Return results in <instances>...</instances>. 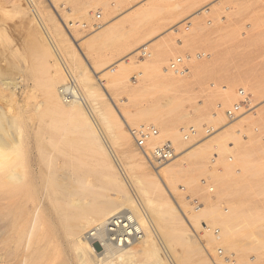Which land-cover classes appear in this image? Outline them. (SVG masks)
Wrapping results in <instances>:
<instances>
[{
	"label": "bare ground",
	"instance_id": "bare-ground-1",
	"mask_svg": "<svg viewBox=\"0 0 264 264\" xmlns=\"http://www.w3.org/2000/svg\"><path fill=\"white\" fill-rule=\"evenodd\" d=\"M144 12L142 11L140 15L142 16ZM147 13L151 12L148 11ZM22 14L28 15L26 8ZM36 15H42L38 8H36ZM31 21L44 44L47 51L46 55L52 60L51 66L56 70V74H60L59 77L57 75L50 77L45 83L44 95L48 108L51 113L70 119L79 127L81 134L90 139V142L87 141L91 145L93 161H100L103 168L101 171L93 169L84 172L79 166L74 165L79 162L83 163V160L72 162L73 165H67V160L56 155L61 148L59 143L51 141L25 142L19 132L22 123L19 122V127L17 126L19 129L17 128L18 130L14 133V141H9L10 143L3 141L4 143L1 142L2 144H0V264H184L190 259H195L194 264H238L242 263L241 259L239 262H231L238 254H244L246 251L257 250L258 248L264 249V227H262L264 223H259V220L264 218V202L256 201L255 203L253 201L252 204L245 205L242 198H237L230 203V211L228 207H225L228 209L227 212L221 208V211L215 214L210 195L206 194L200 188L201 186L199 187L195 183L198 181L201 184V179L207 177L209 173H214V165L209 164L207 167H203L207 168L208 171L201 173L197 178H194L193 175L196 170L206 165L208 150L218 148L225 143L237 142L240 128L249 120L248 113L243 114L238 119L236 118L235 121L215 127L217 122L224 119L223 114L220 112L210 113L206 107L195 108L192 118L187 117L189 116L188 112L179 116L173 114L175 117L170 116V114L162 117L149 112L131 113L125 111L128 114L129 123L157 124L161 133L169 136L172 140L170 141L174 144L175 156L157 166L156 168L162 167L156 170L157 175H154L146 166L144 156H147L146 153H148V149L153 147L152 145L158 144L156 140L159 134L143 145L144 149L141 148V153L144 156H142L140 151L138 150V152L133 147L130 134L125 130H118L110 108H98L93 105L90 107L92 115L86 110L84 101L93 93L91 86L86 88L85 93L79 88L72 89L70 87L74 96L64 98L61 88H66L67 81L57 87V84L65 80L66 77L63 79L64 75H62L57 60H55L54 53L57 56L59 51L68 53V47L65 43L66 34L61 32L59 37H54L55 33L43 19L37 18L36 21L31 18ZM134 25L132 22L130 27ZM156 26V24L151 25L149 28L151 34L154 33L153 29ZM113 27L114 25L101 29L94 37L96 44L93 47L92 63L95 66L105 64L117 52H126L127 46L142 35L130 30L123 31V29L115 32ZM143 32L145 33V31ZM107 43H111L113 47L104 49ZM140 51L146 54L145 49H139L136 53ZM176 51L177 49L173 45H166L161 50L150 51L142 72L153 75L154 82L159 87L173 90L178 85L181 88H186L188 83L184 73L171 71L177 76H181L174 77L168 73L170 71L168 67L163 66L167 58ZM191 58L190 56L189 61ZM66 64L68 66L67 62ZM115 67V75L108 73V71L113 72V68H110L100 74L98 78L103 77L105 79L103 86L106 91L109 90L119 95L122 86L131 85L128 75L134 66L129 63L127 65L116 64ZM91 68L96 72V67L94 69L91 65ZM244 70L246 72V69ZM247 72L239 71L232 77L240 80L244 87L252 90L255 95L264 92V75L253 78L254 72L253 76L252 73L250 75V72ZM76 75L79 80H83L84 85L87 84L88 80L84 79L82 73ZM246 77L249 78L247 81ZM227 82L231 88L234 87L233 79H228ZM26 88L28 90V86ZM245 88L243 89L246 91ZM221 89L225 91L226 86H222ZM0 90L5 91L2 87ZM3 92L1 91L2 95ZM8 92L10 93V91ZM23 92H25L26 99L32 97L31 92L24 90ZM11 94L13 93L11 92ZM5 95L7 94L5 93ZM168 100L169 104L171 100ZM227 101L229 104L232 101L230 92ZM174 103L172 104L174 105ZM252 104L251 108L254 107ZM34 105L37 104L34 103ZM159 105L163 106V104ZM261 106H256L252 111H264V104L263 108H260ZM33 110L35 113V108ZM28 111H30V107ZM15 118L14 122L17 121ZM19 118L21 120V117ZM189 121L193 125H198L199 122L204 121L210 126H214L216 130L210 135H200V137L198 135L196 138L192 137L188 141H183L180 134L183 126L179 128V125ZM97 122L100 123V127L97 126ZM36 128L39 131L38 127ZM236 128L237 133L234 132ZM110 131L113 142L119 143L123 148L128 158L129 168L133 171L132 174L124 173L126 176H130L132 184L142 198V204L160 219L151 220L141 204L132 198L128 184L119 173L121 171H118L116 164H114L112 154L114 150L110 149L102 135V133L105 134ZM256 144L259 143L256 141L247 144L237 143V159L239 162H243L242 170L243 168L256 169L257 163L260 166V162L257 160L261 158H259V151H256L258 150L255 148ZM260 146L262 147L263 144L257 145V148ZM262 149L264 150V148ZM263 150L260 152L263 153ZM86 163H83L84 166ZM242 170H237L239 177L244 176ZM225 174H227L228 180L230 175L229 173ZM178 178H182L181 180L185 184L194 182V192L206 194L207 198L204 200V205L201 203L195 209L191 203L193 198L191 195L186 197L192 208L182 199L174 204L170 194L176 193L175 184ZM98 179H105V185H99L104 190L94 189L98 185H95L93 181ZM227 180H225L227 183L224 182L225 185H223L225 187L229 184ZM212 182L214 183L213 180ZM164 186L168 187L169 193ZM181 186L185 187L184 185ZM204 186L206 187V185ZM206 190L209 194H213L216 188L209 191L206 187ZM178 206L182 213L178 210ZM203 219L210 224L202 221ZM188 223L191 225L194 234L197 233V228H202V234L198 236V240L202 241L201 244L205 241V246L221 245L222 247L219 248L223 249L224 254L219 255L218 248L212 247L213 263L210 262L201 244L196 240V236L194 237L192 234ZM204 223L207 226L203 225ZM213 223L215 226L212 225ZM216 224L220 226H216ZM214 229H218L217 236L214 234ZM138 234H140L137 236L138 238L135 237ZM158 235L166 240L168 246L165 247L167 249L165 251L171 253V257L166 254L164 249L165 256L160 254V248L157 245V241L160 239ZM93 239L101 242L102 252H96ZM205 249L207 250V248ZM223 255L225 256L223 257ZM141 256H143L144 261ZM138 257L143 262L138 261Z\"/></svg>",
	"mask_w": 264,
	"mask_h": 264
},
{
	"label": "rangeland",
	"instance_id": "rangeland-1",
	"mask_svg": "<svg viewBox=\"0 0 264 264\" xmlns=\"http://www.w3.org/2000/svg\"><path fill=\"white\" fill-rule=\"evenodd\" d=\"M24 8H26L28 15L22 14ZM36 8L40 10L42 15H36ZM206 10L208 11L206 12ZM142 11L146 13L144 12L141 16ZM148 11L151 13H147ZM99 13L100 17L97 18L96 15ZM31 18L36 21L37 18L43 19L50 26L52 32L55 33L54 37H59L61 32L66 34L67 40L65 43L68 47V53L65 54L59 51L57 52L58 56L54 53L55 60H57L62 75H64L63 79L66 77L65 80H61L62 82L57 84V87L68 81V76L73 79L72 82L76 86L73 88H79L84 93L86 88L91 86L93 93L91 96L86 97L84 101L86 110L91 114L90 107L93 105L98 108H110L118 130L122 129L130 134L129 128L143 124L154 125L159 130V137L157 136L156 141L160 143L171 139L165 133H161L157 124H146L144 122L131 124L127 120L128 114L125 111L131 113L149 112L162 117L169 114L175 117L188 112L189 116L187 117L192 118L195 108L206 107L210 113L220 112L223 114L224 119L221 122L216 121L215 127L235 121L243 114L248 113L249 120L240 128L237 142L225 143L218 148L208 150L206 165L196 170L193 175L194 178H197L201 173L208 171L207 168L203 167H207L209 164L212 166L210 159L217 155L216 165L220 167L221 172L208 174L214 181L216 191L209 194L204 185L199 184L198 181L195 182L199 187L201 186L200 188L206 194L210 195L215 214L225 207H228L230 211V203L237 198H242L245 205H250L253 201L255 203L256 201L264 202V150L262 149L264 148V111H252L258 105H262L260 108H263L264 92L255 95L252 90L245 88L240 80L232 77L236 72L246 73L247 70L250 75L252 73V76L254 72L255 76L253 78L264 75V0H0V87L6 91L0 90V93L4 91L7 94L5 95L4 92V96L2 93L0 94V144L3 141L5 143L13 142L15 139L14 133L19 129L18 124L22 122L23 125L20 124L21 131L19 132L25 142L51 141L59 143L61 148L56 155L63 160H67V165H73L72 162L81 160H83V163L87 162L86 166L80 162L74 165L79 166L84 172H89L93 169L101 171L103 168L100 161H93L92 159L91 145L88 143L90 139L81 134L79 127L72 123L70 119L56 116L48 108L44 95L45 83L50 77L60 76V74H56V70L51 66L52 60L46 55L47 51L32 25ZM132 22L135 25L130 27ZM155 24L157 26L153 29L154 33L151 34L149 28ZM112 25H114L113 31L115 30V32L123 29V31L130 30L142 35L127 46L126 52H117L105 64L95 66L92 63L93 47L96 44L94 37L101 29ZM166 45L175 46L177 51L167 58L165 65H163L165 67H168L169 61L176 56L190 55L192 57L187 62L188 72L184 74L188 83L186 88H181L178 85L173 90L159 87L154 82L153 75L142 72L150 51L161 50ZM111 47H113L112 44L107 43L104 49ZM139 49H145L146 54L144 57L141 55L143 52L136 53ZM201 51H204L206 56L202 59H195L194 55ZM129 63L134 66V69L128 75L131 85L122 86L119 95L109 90L106 91L103 86L105 79L103 77L99 79L98 76L110 68H113V72L108 71V73L115 75L116 64L127 65ZM91 65L94 69L96 67V72L93 71ZM244 69H246V72ZM77 73H82L85 77L83 78L88 80L86 85L83 84L82 79L77 78ZM168 73L174 77H181L171 71H168ZM247 78H245L246 81L249 79ZM228 79H233L234 87H230L227 82ZM222 86H226L225 91H222ZM239 87L246 89L250 100L249 107L243 109L237 119H227L224 111L237 100L236 89ZM23 90L31 92L32 97L26 99ZM229 92L232 99L230 104L227 101ZM11 96H13V99ZM117 98H119V101H117ZM167 100H171L169 104ZM34 103L37 105H34ZM251 103H253V108H251ZM159 104H163V106ZM173 106L175 107L173 108ZM29 107L30 111H28ZM33 108H35V113ZM14 117L17 120L15 122ZM19 117H21V120ZM93 117L95 116L93 115ZM191 125L197 127L199 133L201 132L199 137L204 135L203 128L210 126L204 121L199 122L198 125H193L189 121L181 123L179 128ZM97 126L100 127V123L97 122ZM236 130L237 128L234 131L235 133H237ZM102 135L110 149L114 150L112 152L114 164H116L118 171H121L119 173L128 184L134 201L137 200L141 204L151 220L160 219L154 212L146 209V206L142 204V198L132 184L130 176L128 175L129 178H127L126 174H132L133 171L129 168L128 158L123 148L119 143L113 142L111 131L105 134L102 133ZM131 140L133 147L141 153L136 141L132 137ZM251 141H256L260 145L263 144L260 148H257L259 144L255 146L258 149L256 151H259V158L262 160H257L260 162V166L257 163L258 167L256 169L243 168L242 170L243 162H239L237 159V143L247 144ZM75 149H79V151ZM260 150H263V153ZM141 154L144 156L143 153ZM227 155L233 156L234 164L227 162ZM257 156L256 158H258ZM73 157L77 160H73ZM144 160L152 174L157 175L156 170H159L162 166L156 168L160 165L147 156H144ZM70 161L71 163H69ZM240 169L244 173L243 177L237 175V170ZM225 173L230 175L228 180ZM181 179L178 178L176 181V193L170 194L174 204L182 199L191 207L187 195L197 198L203 204L205 198H207L206 194L194 192L195 183L185 184ZM225 180L229 181L226 187L223 186ZM93 183L98 185L94 189L104 190L99 185H105V179L94 180ZM180 185L185 186L184 191L180 190ZM164 187L169 193L168 187ZM178 210L182 213L179 206ZM191 211L194 212L193 209ZM183 216L185 218V215ZM261 219L259 223H264V218ZM207 223L210 224V222ZM212 225L215 226V223ZM188 226L194 237L196 236V240H198V236L202 234V228H197V233L194 234L189 223ZM158 238L160 239L156 241L158 248H160L159 252L162 256H165L163 249L164 251L167 250L165 247L168 244L160 235H158ZM92 242L96 252H102L101 242L96 239H93ZM201 242L199 241V244ZM205 244V241H203L201 244L202 249L208 260L213 263L211 248L216 247L217 249L222 246L218 244L205 246ZM262 249L258 248L257 250L246 251L244 254H238L231 262H239L241 259L242 263L238 264H264V249ZM165 252L171 257V253ZM141 257L143 260V256ZM194 263L195 259H190L184 264Z\"/></svg>",
	"mask_w": 264,
	"mask_h": 264
},
{
	"label": "built area",
	"instance_id": "built-area-1",
	"mask_svg": "<svg viewBox=\"0 0 264 264\" xmlns=\"http://www.w3.org/2000/svg\"><path fill=\"white\" fill-rule=\"evenodd\" d=\"M97 18L100 17V13L98 15H96ZM143 57L145 56V52H143L141 54ZM206 56V53L204 51L198 52L194 55L195 59H202ZM190 56L186 55V56H176L174 58H172L169 63H168V69L170 71H173L175 73H187L188 72V66H187V62L189 61ZM69 78V79H68ZM68 81H67V85L66 88H61V92L64 95V98H70L72 96H74V94L72 93V91L70 90V87L75 86L74 83L72 82V78L70 76H68ZM71 80V81H70ZM66 96V97H65ZM236 96H237V100L233 103H231V105L229 107H227L224 111V115L227 119H236L238 118L243 109H247L249 107V95L248 93L242 88L239 87L236 89ZM216 130V128L214 126H207L203 128V134L204 135H210L212 134L214 131ZM129 132L131 137L136 141V143L139 145L140 149H144L143 145L152 137H156L159 134L158 129L153 126V125H140L138 127H134V128H129ZM181 135H182V140L183 141H188L190 140V138L194 137L196 138L199 135V132L197 130V128H195L194 126H188L185 127L181 130ZM147 157L150 160L155 161L156 164L160 165L162 163H165L169 160H171L174 156H175V147L174 144L170 141V140H164L158 144H156L155 146L151 147L150 149H148V153ZM216 158L217 155H214L213 158L211 159V164L214 165V171L215 172H221L220 167H218L216 165ZM233 156L232 155H227L226 160L228 163H233ZM212 178L210 175H207V177H205L204 179L200 180L201 184L206 185V187L208 188L209 191H213V189L215 188V184L212 182ZM181 190H185V187L181 186L180 187ZM192 205L194 206V208H198V206L201 204L200 201H198L197 198H192L191 200ZM195 208V209H196ZM224 212H227L228 209L224 208L223 209ZM203 225L207 226L206 223H204ZM215 230V231H214ZM214 234L217 236L218 234V229H214ZM213 233V232H212ZM140 234L136 235L135 237L139 236ZM138 238V237H137ZM218 238V237H216ZM218 254L222 255L224 254L223 249L218 248Z\"/></svg>",
	"mask_w": 264,
	"mask_h": 264
}]
</instances>
